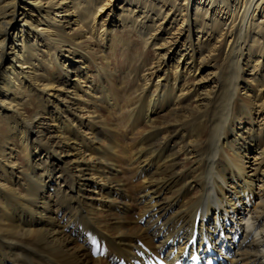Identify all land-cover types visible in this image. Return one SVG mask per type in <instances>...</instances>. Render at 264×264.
<instances>
[{
    "label": "bare ground",
    "instance_id": "6f19581e",
    "mask_svg": "<svg viewBox=\"0 0 264 264\" xmlns=\"http://www.w3.org/2000/svg\"><path fill=\"white\" fill-rule=\"evenodd\" d=\"M113 2L0 0V264H118L196 223L264 264V0Z\"/></svg>",
    "mask_w": 264,
    "mask_h": 264
},
{
    "label": "rangeland",
    "instance_id": "374dc122",
    "mask_svg": "<svg viewBox=\"0 0 264 264\" xmlns=\"http://www.w3.org/2000/svg\"><path fill=\"white\" fill-rule=\"evenodd\" d=\"M114 2H113V4H112V6H109V8H112L113 9V11H112V13H111V16H113V17H115V16H118V15H120L121 16V18L123 19V20H127V21H131L132 20V18L130 19V15H129V13L128 12H126L125 10H127L128 9V7H130V6H132L133 5V1H136V0H113ZM138 3V2H137ZM133 7V6H132ZM92 8L94 9V7L92 6ZM132 9V8H131ZM122 10H124V11H122ZM19 18V17H18ZM15 27V26H14ZM173 32V31H172ZM115 35L116 36H118V37H123V38H129V39H132L133 40V42H134V45H133V47L135 48V49H133L132 50V52L134 53V54H136V55H133L132 54V52H130L131 51V49H132V47L130 46V48L129 49H124V50H122L123 48H122V45H119V46H117L116 47V51H117V53H116V55H117V57H118V59L120 60V63H122L121 65L122 66H124V69H127V67L128 66H130V67H134L135 65H137V63H138V60L136 59V57H138L137 55L139 54V53H141L142 52V48H143V46H142V44H143V41H142V39L141 38H138V37H136V36H133V34H129L128 32H126V29L124 30V31H121V30H116L115 31ZM133 36V37H132ZM64 40H62V39H60V42H61V47L64 49V50H66V49H68L69 47H66V46H64V45H69L67 42L68 41H66V38H63ZM85 45H87V43H85ZM131 45V44H130ZM178 46H179V48L178 49H180L181 48V46H182V43H181V41H179L178 42ZM121 47V48H120ZM43 50V49H42ZM151 50V49H150ZM27 52H31V51H28L27 50ZM145 53H146V50H145ZM152 51H150V53L148 54V56H150V57H148L147 56V58L150 60V58L152 59ZM31 55L33 54V53H30ZM39 54V53H38ZM27 55V54H26ZM26 55L24 54L23 55V57L25 58L26 57ZM110 56V58H112V53L109 55ZM114 56V55H113ZM42 58V57H41ZM41 58H38L36 61H35V63H37V62H41V64L44 62V64H43V66L48 70V71H52V69L50 68V64H48L46 61L47 60H44V59H41ZM100 61H101V56H100V59H99ZM102 62H104V61H102ZM35 63H33V64H35ZM132 65H134V66H132ZM53 73V72H52ZM45 75H47L46 73H45ZM31 96H32V94H30L29 95V97L30 98H22V100H21V103H22V105L20 106V109H23V110H27L28 108H30L31 106H30V104H31ZM4 112V111H3ZM7 113V114H6ZM6 116V117H5ZM14 119V115L13 114H11V113H9V112H5V113H1L0 114V128L1 129H3L2 127H4V126H8L9 125V122L10 121H12ZM90 119V120H89ZM91 119L92 118H88V119H86V117L83 119V120H85V121H91ZM60 160V158H56V159H53L52 161H54V163H56V164H58V166H60L61 165V162L59 161ZM250 161L252 162V159H250ZM20 169V168H19ZM20 172H21V174L23 173L21 170H20ZM56 173H57V171H56ZM56 173H55V176H54V178H55V180H57L56 179ZM75 173H77V172H75ZM89 181H91V179H88V180H84V181H82V182H86V183H89ZM93 182L95 181V180H92ZM79 182V181H78ZM62 188H64V186L62 185ZM125 197V195H123V198ZM98 202H100L99 200H97ZM135 214V213H134ZM134 214H133V218H135L134 217Z\"/></svg>",
    "mask_w": 264,
    "mask_h": 264
}]
</instances>
